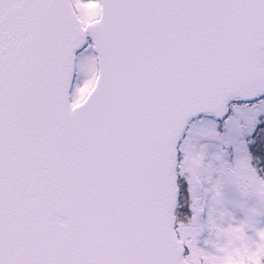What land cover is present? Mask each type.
<instances>
[{"label": "snow or ice", "instance_id": "obj_1", "mask_svg": "<svg viewBox=\"0 0 264 264\" xmlns=\"http://www.w3.org/2000/svg\"><path fill=\"white\" fill-rule=\"evenodd\" d=\"M0 264H264V0H0Z\"/></svg>", "mask_w": 264, "mask_h": 264}]
</instances>
